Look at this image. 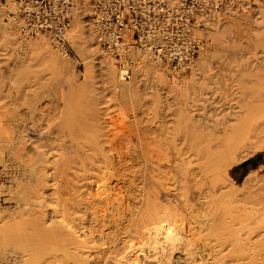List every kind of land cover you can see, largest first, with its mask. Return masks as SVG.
Here are the masks:
<instances>
[{"label": "rangeland", "instance_id": "1", "mask_svg": "<svg viewBox=\"0 0 264 264\" xmlns=\"http://www.w3.org/2000/svg\"><path fill=\"white\" fill-rule=\"evenodd\" d=\"M236 14H246L247 17H239L236 20L233 19L232 24H235L227 25L230 29L227 30V33L224 32L225 36L223 35V37H226L224 41L228 44L232 43L231 45L234 49L232 51L233 53L227 51L224 57L228 62L234 65V68L241 65L247 67L249 64L251 68H254L260 63V57L264 58V7L260 8L257 12ZM224 17L228 19V16L225 15ZM78 23L84 26V32H86L85 23L80 21ZM234 26L235 28H233ZM90 34L92 35L91 32ZM17 38H19L21 42ZM86 38L88 40L85 41V45L88 47L90 57L86 60L82 59L79 51L74 48L81 62L78 63L76 58L65 57L60 51L56 50L45 35L25 37L12 27L4 24L0 15V240L8 247H13L12 255L14 257L19 259L26 258L24 259L26 262L22 264H52V260L53 262L55 261L54 259L51 260L53 254H49L51 256H48V259V257H45L42 253L46 250L50 251L48 250L49 245L56 242L61 244L63 243L62 240L66 242H69L67 240H73V236L69 237L70 234H68L67 226L68 228L70 226L73 231L77 230L78 232L76 231V233L82 236L80 240L83 242L79 245V250L75 249L81 252L79 255L74 249V251L71 250L74 255L70 253L73 256L69 254L66 256L67 253H65V256L70 259L69 262V259H66L68 262H66L67 264H73L76 261L77 263L74 264H132L131 262H133V264H163L164 261H166L164 258L168 259V257L164 256V252L162 251H166L168 248L166 252L169 254L171 253L172 261L175 260L173 257L177 256V254L182 255V253H186L182 256L187 258V262H191H189V264H264V224L260 223V214H258L260 213L259 210L264 211V149L249 156L239 164L233 165L229 169V178H214L212 175V177L210 175L209 177L207 176L211 179L199 177L197 186L199 191L195 188L194 192H188V197H192V194L195 192L197 194L200 192L199 194L202 196H209L208 201L204 203L195 201V203L193 200H190L191 202L186 201L187 205L185 204V207H183L184 204L181 205L182 203H178L180 201H178V197L176 198V193H178L177 195L183 197V200L185 199L184 194H181L184 193L183 190L176 189L175 186V189L172 188L173 184H176L171 177L175 174L177 175V173H175L173 167L167 164L169 163L167 161L175 156L173 155L175 147L172 148L174 149L173 152L170 147V150H168L166 144V142L169 143L172 141L173 143L171 142V144H173V146L177 145L179 143V138H181L177 135H182V127H184L181 121H179L180 113H178V110H180L182 104L178 100V90L174 89L170 91L163 86L158 88L154 82L144 80L145 77L143 76V79H140L142 78L140 77L139 80H136V74H134L135 68H133L135 63L131 65V78L126 81L121 80L118 75L117 60L114 54L108 52L99 44H95L97 41H95L93 35L90 38L86 36ZM40 41H42L52 53H56L60 56L61 63L65 67V70L61 71L57 69L54 70L52 67L49 68L47 60L44 59L46 55H44V57L36 55L35 52L41 49H36V47L32 49L29 43L38 44ZM210 43L212 44L211 36L208 37L206 50L208 46H211ZM95 45H99V47L95 48ZM21 47L23 50H21ZM32 50L33 53H30ZM21 51L27 52V55H21ZM43 51L45 52V50ZM40 53L39 51L38 54ZM137 54L142 55L141 53ZM227 55H229L228 58ZM146 57L152 64L158 63L148 55ZM128 59H130V57ZM103 60H108L115 64L116 85L118 84L117 97L112 96L108 85V78L99 70L98 65ZM253 60H255V63ZM87 62H91L95 65V71L90 77L86 76ZM160 66L165 71L164 73H166L165 76L167 80L172 83H176L177 81V83L184 82L194 76V74L198 80L212 77L214 74L212 71H205L199 69V67L196 68L195 64L190 71L183 75L172 77L162 64ZM241 72L242 71L238 72L236 80L245 85V91L249 94H255L256 90L257 93L259 92L258 95H260V74H258V71L254 69L242 72L243 74ZM252 78L253 80H251ZM248 79L250 81H248ZM74 80H76V84H74ZM120 83H125L130 87L133 86V88L138 91L141 96V101H139L137 105L133 103L132 99L131 101L129 98H123V96H121L122 85ZM246 83L249 84L247 85ZM191 92H194L193 88ZM257 93L255 95H257ZM168 97H171L170 106L167 104ZM36 105L38 109L35 111V114H31L38 118V113L44 109V113L42 112L43 116L41 115L42 113L40 114L42 118L39 117V120L35 119V123L34 121H30L34 120L32 119L33 117H29L28 121H26L27 123L24 122V116ZM93 113L94 115L98 114V117L93 116ZM163 113L170 114L168 118H165V120L172 118L170 122H162ZM31 114H29V116ZM95 117L99 118L97 122ZM92 123L94 125H90ZM98 137L100 139H98ZM172 137L173 140L170 139ZM168 139L170 141H168ZM178 147L177 145V148ZM40 153L44 156V163L41 165L38 163L35 164L34 162L39 158ZM106 156L111 160L110 162L107 160ZM258 156L259 158L254 160L252 164L245 163L248 162V160L256 159ZM80 160H84L85 163L84 161L80 163ZM88 160L91 161L89 162ZM82 163L84 165H82ZM163 164H165V166H163ZM84 166H86V168ZM83 167L86 169L85 171ZM257 168L258 170L253 174V169ZM88 175L90 177L89 179H87ZM251 176H253L254 179H251V182L250 180L247 181ZM163 179L164 182L162 181ZM153 181L158 182L155 184ZM87 183L88 185H86ZM142 184L143 186L140 187L141 191L139 194H141V192L143 194L140 195L141 197H138V188ZM156 185L159 186L157 187ZM164 187L167 188L165 189ZM163 188L164 190H162ZM164 191L169 193L166 194ZM227 191L229 192L228 195ZM97 192H101L98 198L95 197L97 196ZM230 192L234 195L231 198L228 197L231 196L229 195ZM36 194H39L38 196L40 198L37 197ZM40 195H42V197ZM166 195L169 197L167 198ZM69 196L70 198H68ZM135 197H138V199ZM99 198L104 200H98ZM154 198L160 202L158 204L154 202L155 205L159 206L161 203V205H163L160 206V215L170 216L172 220H174H171L172 224H170V226H165L166 228L151 229L148 225L150 222L148 215L149 210H146L149 204L148 206L146 204L150 203ZM135 199L137 201H135ZM170 199L172 200L170 201ZM120 200H122V202ZM147 200L151 201L147 202ZM80 201H82L81 204ZM88 201H90L91 205L87 203ZM141 201H143L142 203L144 205L141 204ZM225 201L227 205H223ZM228 202L232 205H229L230 203ZM193 204L195 205L193 206ZM220 205L223 206L220 207ZM128 206H130L129 209L127 208ZM186 206H188V209ZM227 206L229 208H226ZM143 209H145L142 213L143 216L141 214L139 215V211L137 210L143 211ZM193 209L196 212L193 211ZM228 209L231 212L227 211ZM142 211H140V213ZM189 211L195 213L194 217L192 214L189 215V213H191ZM213 211V215H218L219 224L217 223L218 225L216 226L210 223L211 220L207 221L209 219L205 218L207 215L205 214L206 212L209 213L211 217L213 216L211 215ZM226 211L228 213H233L234 215L232 216L234 219L236 218L235 220L238 219L236 221L237 223L231 220V224L233 222L236 224L234 227H243L241 229H243L244 232L239 230V233L242 231L241 235L239 234L242 238L237 235V229L239 228L231 229L226 223V226L224 225L223 219L224 214L226 215ZM235 211L239 213L235 214ZM253 211L254 213L258 212L255 213L256 216L254 213L251 214ZM129 212L132 214H129ZM132 215L133 217L130 218ZM256 217L257 219H255ZM61 218L64 219L62 220ZM52 219L54 220V225L53 221H51ZM65 220L68 221L66 222ZM175 220H177L178 223ZM201 220H205L203 221L205 224L202 223ZM256 221H258L257 224ZM128 222L129 224H127ZM60 225H62V227ZM146 225L148 226L146 227ZM133 226L137 229L140 227V229H134ZM58 228L59 233H63L62 235L58 233ZM256 228L257 230L259 228L260 231H263L261 236L260 234L257 235L260 231L256 232ZM248 230L251 231L250 234ZM55 231H57L58 234H54L53 232ZM235 232L237 233L235 234ZM146 234L148 236H146ZM140 235L142 236L140 237ZM156 235H158V239H156L157 242L151 246ZM224 235H228L230 240L224 237ZM234 235L235 239L232 240ZM122 238H124V240ZM219 238L229 242L220 243L219 241H221V239L218 240ZM236 238H238V240ZM248 238L252 240H250L251 244L248 243L250 244L249 246H252L255 251L247 247L243 249V247L239 246L240 244L238 245L239 241L240 243L242 242L241 245H243V241H246ZM143 242L146 246L150 243L149 246L153 248L140 247L141 245L144 246ZM147 242L148 244H145ZM172 242L178 243L174 247L177 249L174 250V248H172V246H174L170 245ZM130 243L133 245L129 246L131 245ZM225 243L227 244L223 245L225 247L224 249L220 244ZM257 243L260 245H257ZM117 244L119 246H117ZM233 244H235L237 248L233 249ZM54 245L52 248H54ZM135 245H137V247H135ZM166 245L168 247H166ZM88 247H90L89 251H84L86 248L88 249ZM114 247L116 248L114 249ZM141 248H148V252H146L147 250L145 249L141 250ZM113 249L116 250L115 253ZM124 250L127 251L125 252ZM39 253L41 256L43 255L40 257L41 259L43 257L47 259L41 260L38 258ZM61 253L62 252H60V254ZM89 253L93 254L90 255ZM258 254H260V257ZM242 255L244 257H242ZM249 255L258 256L257 258H253ZM71 256L72 259L70 258ZM147 256L150 258L147 259ZM219 256H222V258ZM62 257H64V255ZM90 257L91 259H89ZM53 258L59 262V259L54 257V255ZM79 258L81 259V263H79ZM99 258L100 260H97ZM0 259L6 264H10L7 259L3 260L1 257ZM12 259L11 257L10 260ZM38 259L41 262L37 261ZM150 259H152V261ZM140 260H150L151 262H140ZM83 261L85 263H83ZM159 261L161 263H159ZM61 262L63 261H60L58 264H63ZM66 263L64 262V264ZM164 264L167 263L165 262Z\"/></svg>", "mask_w": 264, "mask_h": 264}, {"label": "bare ground", "instance_id": "2", "mask_svg": "<svg viewBox=\"0 0 264 264\" xmlns=\"http://www.w3.org/2000/svg\"><path fill=\"white\" fill-rule=\"evenodd\" d=\"M233 13V14H232ZM232 13H229L227 14L226 16H228V19L225 18V17H220V18H210L208 19L207 21V26H206V35L209 37L211 36L212 38V44L211 46H208L207 50L205 49V51H201L197 61H196V68L199 67V69H203L205 71H212L214 74L212 75V77H209V78H206V79H202V80H198V78L195 77V74L194 76H192L190 79L184 81V82H179V83H172L170 82L169 80H167L165 74L164 73L165 71L161 68V64L159 65V63H155V64H152L148 58L146 57V53H142V52H139V51H135V50H131L129 52H127V54L129 55L130 57V60L132 62V64L135 63L134 67L135 68V73L136 74V80H139L140 77H145L144 80H148V81H151V82H154V84L156 85V87L160 88V87H166L167 89H169L170 91H173L174 89L178 90V100L179 102L182 104L180 110H178V113L179 114V121H181V123L184 125V127H181L182 129V135H177L178 137H181L179 138V143L177 144L179 147L177 148V145H174L171 144L172 141H170L168 139V141H170L169 143L166 142L167 144V148L168 150L171 149V151H173L175 147V154L173 153V155H175L173 158H170V160H168L167 163L170 167H173V170L175 171V173H177V175H173V178L172 180L174 181V183L176 185L173 184V187L174 186L176 187V189H182L184 193H181V194H184V197L185 199L183 200L182 198L183 197H180V195H177L178 193H176V198L178 199V203H182L181 205L184 204L183 207H185V204L187 205L186 201L189 202L190 200H193V202L195 201H198V202H201V203H204V202H207L208 199H209V196H202L201 194H197L196 192L194 194H192L193 196L192 197H188V192H194V189L197 188L196 190L199 191L198 189V182H199V177H204L205 178H208L209 175L213 176L214 178H220V177H225V178H229V169L233 166V165H236V164H239L240 162L246 160L249 156H252L254 155L256 152L260 151L261 149H264V58L263 57H260V63L257 64H254V65H257L255 66L254 68H251L250 67V64L247 66V67H243L244 65H241V66H238L237 68H234V65L231 64L230 62H228L226 59H225V55L227 54V51H233L234 47H232V43H225L224 39H226V37H223V35L225 36L224 32L227 33V30L230 29L228 26L230 24H232L233 22V19L236 20L237 18H241V17H247L246 14H236V13H239V12H232ZM231 20V21H230ZM83 22L80 18H78L77 16L75 17L74 19V26L72 28V32H71V41H72V45L75 49H77V51H79V54L81 55L82 59L86 60L90 57V54H89V51H88V47L85 45V41H87L88 39L86 38L87 37H91L92 35L90 34V31H89V27H87L85 25V29H86V32H84V26L81 24V23H78V22ZM84 24V23H83ZM235 23H233L232 25H234ZM228 25V26H227ZM235 28V26L233 27ZM231 28V29H233ZM234 30V29H233ZM232 30V31H233ZM229 35V34H228ZM20 42L21 40L19 38H17ZM228 39V37H227ZM96 41V40H95ZM95 44H98V43H95ZM209 44V45H210ZM30 46H32V49H41L39 50L41 53L38 52H35L36 55H40L42 57L45 56L44 59L47 60V63L49 65V68H53L54 70L57 69V70H65V67L62 65L61 63V58L58 54L56 53H52V51H50V49L42 42L40 41L38 44L36 43H29ZM222 46V48H221ZM235 46V45H234ZM98 48L99 45H95V48ZM94 48V47H93ZM206 48V47H205ZM238 49V48H237ZM21 50L22 47H21ZM45 50V52L43 51ZM43 51V52H42ZM33 53V50L30 51V53ZM262 52V51H261ZM137 53H141L142 55H138ZM233 53V52H232ZM29 54V52H28ZM42 54V55H41ZM229 54V53H228ZM231 54V53H230ZM21 55H27V52L25 51H21ZM229 55H227V58H228ZM105 57V56H104ZM257 58V57H256ZM219 60V61H218ZM256 60V59H255ZM255 60L254 63H255ZM217 61V62H216ZM163 66V65H162ZM253 66V64H252ZM99 67V70L100 72L106 76L108 78V82H109V88L111 90V93H112V96H118V93H117V89H118V84L116 85V79H115V74H116V68H115V64L113 62H110L108 60H103L102 62H100V64L98 65ZM256 69L258 71V74H260V95H258L257 91L255 90V92L257 93V95L255 94H249L245 88V85H243L241 82H239L237 79V75H238V72L242 71V72H245V71H248V70H254ZM87 72H86V76L87 77H90L94 71H95V65L92 64L91 62H87ZM241 72V73H242ZM243 74V73H242ZM252 75V74H251ZM250 75V76H251ZM242 76V75H241ZM244 76V75H243ZM140 78V79H143ZM135 79V78H134ZM257 79V78H256ZM253 80V78L251 79ZM169 81V82H168ZM248 81H250L248 79ZM258 81V79H257ZM256 81V82H257ZM247 82V81H246ZM74 84H76V80H74ZM121 84V83H120ZM247 84V83H246ZM249 84V83H248ZM247 84V85H248ZM122 91H121V96H123V98H129L130 100L132 99L133 100V103L137 105V103L139 101H141V96L140 94L138 93V91L133 88V86H128L127 84L125 83H122ZM258 86V85H257ZM256 86V88H257ZM195 87V88H194ZM137 88V87H136ZM192 88L194 89V92L192 93L191 90ZM259 90V89H257ZM121 98V99H123ZM92 99V98H91ZM116 99V98H115ZM131 100V101H132ZM170 103H171V97H168L167 98V104L170 106ZM95 105V104H94ZM99 108V106H98ZM38 109V106H34L30 109L29 113L27 115L24 116V122L28 121L29 117H33L32 119L34 120H30L31 122L34 121L36 123V120L35 119H38L40 117V114L43 112L44 109H40L39 111V117L37 118L35 115L33 116V114H35V111ZM101 109V108H100ZM97 112V111H96ZM33 113V114H31ZM44 113V112H43ZM43 113L41 114L43 116ZM29 114H31L29 116ZM97 114V113H96ZM98 115V114H97ZM97 115H94L93 113V116H97ZM170 114L168 113H163L162 114V122L165 121V123H168L171 121V119H167L165 120V118L169 117ZM89 116V114H88ZM92 116V117H93ZM36 117V118H35ZM91 117V116H90ZM98 117V116H97ZM171 117V116H170ZM42 118V117H40ZM96 118V117H95ZM92 118L94 120H96V122L98 121L99 118ZM27 119V120H26ZM39 120V119H38ZM93 120V122H94ZM33 122V124H34ZM73 122V121H71ZM100 122V121H99ZM27 123V122H26ZM89 123V122H87ZM164 123V124H165ZM163 124V125H164ZM36 125V124H35ZM90 125H94L93 123L90 124ZM96 125V124H95ZM100 125V124H99ZM92 127V126H91ZM162 128V127H161ZM72 129V127H71ZM75 129V127H74ZM98 129V128H97ZM163 129V128H162ZM180 129V130H181ZM165 130V129H164ZM139 131V130H138ZM102 132V130H101ZM144 132V131H143ZM181 132V131H179ZM99 133V132H97ZM96 134V133H95ZM100 135V134H99ZM166 135V134H165ZM170 135V134H168ZM156 136V135H155ZM167 137V136H165ZM176 137V136H175ZM24 138V137H23ZM98 139H100L98 137ZM171 140H173V137L170 138ZM175 140V139H174ZM98 141V140H96ZM166 141V139H165ZM164 143V142H163ZM173 143V142H172ZM100 147V146H99ZM170 147V149H169ZM177 149V151H176ZM87 151V150H86ZM140 151V150H139ZM170 151V152H171ZM97 152V151H96ZM104 153V152H102ZM100 153V154H102ZM170 153V154H172ZM148 154V153H147ZM99 155V154H98ZM46 156V155H45ZM121 156V155H120ZM88 157V156H87ZM90 157V156H89ZM104 157V156H103ZM152 157V156H151ZM44 156L43 154L40 153L39 155V158L34 162L35 164H43L44 163ZM107 158V156H106ZM71 159V158H70ZM78 159V158H76ZM83 159V158H81ZM91 159V158H90ZM95 159V158H94ZM153 159V158H152ZM93 160V159H92ZM107 160L110 162L111 160L107 158ZM81 161H84V160H80V163ZM89 161V160H88ZM91 161V160H90ZM89 161V162H90ZM99 161V160H97ZM149 161V160H148ZM74 162V161H73ZM107 162V161H106ZM127 162V161H125ZM159 162V161H158ZM85 163V161H84ZM103 163V162H102ZM154 163V162H153ZM79 164V163H78ZM94 164V163H92ZM148 164V163H147ZM157 164V163H156ZM161 164V163H160ZM166 164V165H167ZM75 165V164H74ZM82 165H84L82 163ZM115 165V164H114ZM35 166V165H34ZM98 166V165H97ZM96 166V167H97ZM126 166V165H125ZM163 166H165V164H163ZM86 168V166H84ZM83 167L84 171L86 170L85 168ZM116 167V166H115ZM40 168V167H39ZM38 168V169H39ZM89 168V167H88ZM139 168V167H138ZM42 169V168H41ZM98 169V168H97ZM111 169V168H110ZM260 169V168H259ZM34 170V169H33ZM106 170V169H105ZM258 170L257 169H253L254 172H252L253 174ZM78 171V170H77ZM108 171V170H107ZM115 171V170H114ZM67 172V171H66ZM79 172V171H78ZM124 172V171H123ZM147 172V171H146ZM103 173V172H102ZM122 173V172H121ZM110 174V173H109ZM113 174V173H112ZM143 174V173H142ZM99 175V174H98ZM146 175V174H145ZM157 175V174H156ZM222 175V176H221ZM70 176V175H69ZM100 176V175H99ZM147 176V175H146ZM165 176V175H164ZM175 176V177H174ZM208 176V177H207ZM211 176V177H212ZM84 177V176H83ZM89 179V175L87 176ZM102 177V176H100ZM248 177V176H246ZM50 178V177H49ZM72 178V177H71ZM116 178V177H115ZM156 178V177H155ZM86 179V177H85ZM208 179H211V178H208ZM251 179H254L253 176L249 177V179H247V181L250 180L251 182ZM117 180V179H116ZM156 180H159V179H156ZM215 180V179H213ZM256 180V179H255ZM62 181V180H60ZM69 181V180H68ZM67 181V182H68ZM122 181V180H121ZM137 181V180H135ZM164 182V179L162 180ZM161 181V182H162ZM206 181V180H205ZM218 181V180H217ZM246 181V180H245ZM243 181V182H245ZM154 182V181H153ZM152 182V183H153ZM158 181L154 182L155 184L157 183ZM54 183V182H53ZM61 183V182H60ZM72 183V182H71ZM74 183V181H73ZM72 183V184H73ZM92 183V182H90ZM165 183H166V180H165ZM172 183V182H171ZM248 183V182H247ZM56 184V183H55ZM160 184V183H159ZM162 184V183H161ZM217 184V183H216ZM221 184V183H220ZM246 184V183H245ZM49 185V184H48ZM52 185V184H51ZM65 185V184H64ZM68 185V184H66ZM88 185V183L86 184ZM126 185V184H124ZM139 185V184H138ZM106 186V185H105ZM141 186H139L138 188V197L143 194L140 191H141ZM157 187L159 185H156ZM160 186H163V185H160ZM215 186V185H214ZM90 187V185H89ZM117 187V186H116ZM213 187V186H212ZM47 188V186H46ZM45 188V189H46ZM143 188V187H142ZM165 189L167 187H164ZM164 188L162 190H164ZM91 189V188H90ZM106 189V188H105ZM122 189V188H120ZM137 189V188H135ZM161 189V188H160ZM171 189V188H170ZM175 189V188H174ZM208 189V188H207ZM65 190V189H64ZM134 190V189H133ZM146 190V189H145ZM215 190V189H213ZM66 191V190H65ZM98 191V190H96ZM100 191V190H99ZM107 191V190H105ZM127 191V190H126ZM167 191V190H166ZM180 191V190H179ZM87 192H88V189H87ZM102 192V191H101ZM101 192H97V196H95L96 198H98L100 195ZM131 192V191H130ZM165 192V191H164ZM54 193V192H53ZM64 193V192H63ZM90 193H93V192H90ZM117 193V192H116ZM126 193V192H125ZM166 193V192H165ZM169 192H167L166 194H168ZM228 191H227V195H228ZM40 194V193H39ZM39 194H36L37 197H39L38 195ZM111 194V193H110ZM132 194V193H131ZM180 194V193H179ZM35 195V196H36ZM102 195V194H101ZM156 195V194H155ZM214 195V194H213ZM231 196H228V197H233L234 195L230 194ZM248 195V194H247ZM42 197V195H40ZM46 196V195H45ZM67 196V194H66ZM91 196V195H90ZM94 196V195H93ZM126 196V195H125ZM150 196V195H149ZM152 196V195H151ZM183 196V195H182ZM246 196V195H245ZM52 197V196H51ZM138 197H135L136 199H138ZM141 197V196H140ZM143 197V195H142ZM154 197V196H153ZM166 197L168 198L169 196L166 195ZM36 198V197H35ZM34 198V199H35ZM40 198V197H39ZM38 198V199H39ZM66 198V197H65ZM64 198V199H65ZM70 198V196L68 197ZM95 198V199H96ZM103 198V196H102ZM102 198H99L98 200H104ZM150 198V197H148ZM156 198V197H155ZM154 198V200H150L152 203L154 202H158V200H156ZM166 198V199H167ZM238 198V197H237ZM29 199V198H27ZM78 199V198H76ZM120 199V198H119ZM132 199V198H131ZM135 199V201H137ZM141 199V198H140ZM222 199V198H221ZM37 200V199H36ZM41 200V199H40ZM82 200V199H80ZM97 200V199H96ZM123 200V199H122ZM122 200H120L122 202ZM143 200V199H142ZM172 199H170L171 201ZM227 200V199H226ZM84 201V200H83ZM110 201V199H109ZM149 200H147V202H150ZM169 201V199H168ZM214 201V200H213ZM229 201V200H227ZM24 202V201H23ZM71 202V201H70ZM143 201H141V204ZM146 202V203H147ZM147 203L146 205L149 206L147 207V210L148 211V215H149V227L151 229H157V228H166L165 226H170L171 223V220H172V217L170 216H165V215H160L161 213V210H160V206H163L161 204L158 205H155L152 204V203ZM191 202V201H190ZM197 202V203H198ZM46 203V202H45ZM64 203V202H63ZM68 203V202H67ZM82 203V201H80V204ZM84 203V202H83ZM88 204L91 205L90 201L87 202ZM116 203V202H115ZM136 203V202H135ZM196 203V202H195ZM226 203V201L224 202ZM223 205H227L224 204ZM230 203V202H228ZM29 204V203H28ZM79 204V205H80ZM112 204V203H111ZM122 204V203H121ZM124 204V202H123ZM55 205V204H54ZM66 205V204H65ZM86 205V204H85ZM84 205V206H85ZM130 205V204H128ZM144 205V204H143ZM195 204H193L194 206ZM204 205V204H203ZM223 205H220L223 206ZM229 205H232L231 203ZM89 206V205H87ZM86 206V207H87ZM100 206V205H99ZM104 206V205H103ZM111 206V205H110ZM153 206V207H152ZM64 207V206H63ZM73 207V206H72ZM130 206H128L127 208L129 209ZM140 207V206H139ZM150 207V208H149ZM188 206H186L187 208ZM191 207V205H190ZM197 207V206H196ZM219 207V206H217ZM232 207V206H231ZM234 207V206H233ZM264 207V206H263ZM65 208V207H64ZM103 208V207H102ZM132 208V207H131ZM152 208V210H151ZM226 208H229L228 206ZM241 208V207H240ZM57 209V208H56ZM74 209V208H73ZM89 209V208H88ZM108 209V208H107ZM117 209V208H116ZM125 209V208H124ZM123 209V210H124ZM127 209V210H128ZM138 209V207H137ZM188 209V208H187ZM192 209V208H190ZM195 209V207H194ZM193 209V211H195ZM224 209V207H223ZM231 209V208H230ZM261 209V208H260ZM35 210V209H34ZM58 210V209H57ZM87 210V209H86ZM132 210V209H131ZM145 209L142 210H137L139 211V215L141 214L143 216V212H144ZM151 210V211H150ZM203 210V209H202ZM212 210V209H211ZM247 210V209H246ZM56 211V210H55ZM61 211V210H60ZM65 211V210H64ZM135 211V210H134ZM140 211H142L140 213ZM227 211H230L229 209ZM225 212L226 215L224 214V225L225 223L227 224V226L231 227V229L233 228H239L237 229L238 231V234L237 235H241L243 229V227H234L236 224H234L237 220H235L233 218L232 215H234L233 213H228V212ZM233 211V210H232ZM258 211V210H257ZM260 213L258 212H255V213H258L260 214V223L261 224H264V211L262 210H259ZM191 212V211H189ZM196 212V211H195ZM211 212V211H210ZM231 212V211H230ZM236 212V211H235ZM56 213V212H55ZM59 213V211H58ZM119 213V212H118ZM131 212H129L130 214ZM135 213V212H133ZM214 211L211 213V215H213ZM223 213V212H222ZM239 213V212H238ZM237 212L235 214H238ZM253 212H251V214H253ZM254 213V215L256 216V214ZM57 214V213H56ZM96 214V213H95ZM102 214V213H101ZM132 214V213H131ZM192 214V216L194 217L195 213L191 212L189 213V215ZM207 214L205 218L209 219L207 221H210V223L213 225V226H216L219 224L218 222V215H213L210 217L209 213H205ZM134 215V214H133ZM130 216V218L133 217ZM197 215V214H196ZM55 216V215H54ZM205 216V215H204ZM231 216H232V219H231ZM241 216V215H240ZM63 217V216H62ZM98 217V216H97ZM119 217V216H118ZM124 217V216H123ZM138 217V216H137ZM197 217V216H195ZM250 217V216H249ZM107 218V217H106ZM191 218V217H190ZM201 218V217H200ZM62 219V218H61ZM64 219V218H63ZM62 219V220H63ZM145 219V218H144ZM194 219V218H193ZM202 219V218H201ZM257 219V217L255 218ZM74 220V219H73ZM206 220V219H205ZM205 220H201L202 223L205 224ZM231 220L232 221H235L231 224ZM51 221H53V225H54V220L52 219ZM60 221V220H58ZM66 222L68 220H65ZM132 221V220H131ZM174 221V220H172ZM177 222V220H175ZM40 222V221H39ZM108 222V221H107ZM138 222V221H137ZM175 222V223H176ZM191 222V221H190ZM258 221H256V224H257ZM51 223V222H50ZM60 223V222H59ZM70 223V222H69ZM117 223V222H116ZM120 223V222H119ZM178 223V222H177ZM206 223H209V222H206ZM218 223V224H217ZM237 223V222H236ZM41 224V223H40ZM64 224V223H63ZM67 224V223H66ZM73 224V223H71ZM106 224V223H105ZM129 224V222L127 223ZM136 224V222H135ZM174 224V222H173ZM246 224V223H245ZM259 224V225H261ZM65 225V224H64ZM68 225V224H67ZM146 225V227L148 226ZM45 226V224H44ZM62 227V225H60ZM72 226V225H71ZM75 226V225H73ZM140 226V225H138ZM172 226V225H171ZM177 226V225H176ZM211 226V227H213ZM226 226V225H225ZM59 227V226H58ZM64 227V226H63ZM86 227V226H85ZM97 227V226H96ZM134 229H137L135 228V226H133ZM145 227V226H144ZM258 227V226H257ZM260 227V226H259ZM68 230V234H70L69 237L73 236V240L71 239L70 240H67L69 242H66L65 240H62L63 243L59 244L58 242L52 244V245H49L48 247V250L50 251H43V255L46 257L48 256H51L49 254H53L54 257H56L57 259H59V262L58 260H56L55 258H53V255L51 257V260L54 259L55 261L54 262H58L60 263V261H63L61 263L64 264V262L66 263L67 260L66 259H69L68 257V254L69 255H72V251H74L75 249H78L79 248V245H81L83 242H81V237L82 236H79L80 234H77L76 231H73V229L69 226L66 227ZM72 230H71V229ZM75 228V227H73ZM82 228V227H81ZM108 228V227H106ZM247 228V227H246ZM78 229V228H77ZM127 229V228H126ZM140 229V227H139ZM137 229V230H139ZM177 229V228H176ZM75 230V229H74ZM83 230V229H82ZM88 230V229H87ZM90 230V229H89ZM136 230V231H137ZM148 230V229H147ZM166 230V229H165ZM173 230V229H172ZM217 230V229H216ZM228 230V229H227ZM239 230H242L241 233H239ZM254 230V229H253ZM252 230V231H253ZM256 232L257 231H260L259 228L257 230V228L255 229ZM84 231V230H83ZM99 231V230H98ZM125 231V230H124ZM127 231V230H126ZM130 231V230H129ZM128 231V232H129ZM169 231V230H168ZM174 231V230H173ZM215 231V230H214ZM236 231V230H235ZM249 231V234H250V230ZM247 231V232H248ZM62 232V231H61ZM78 232V231H77ZM110 232V231H109ZM146 232V231H145ZM144 232V233H145ZM225 232H228V231H225ZM224 232V233H225ZM232 232V231H231ZM244 232V231H243ZM246 232V233H247ZM54 234H58L59 233V228H58V233L57 231L53 232ZM80 233V232H79ZM86 233V232H84ZM120 233V232H118ZM122 233V232H121ZM141 233V232H139ZM237 232H235L236 234ZM255 233V232H254ZM263 233V231H260V233H257V235ZM60 235H62L61 233H59ZM67 234V233H66ZM87 234V233H86ZM115 234V233H114ZM132 234V233H130ZM148 234V233H147ZM146 234V236H148ZM153 234V232H152ZM162 234V233H161ZM165 234V233H164ZM222 234V233H220ZM231 234V233H230ZM256 234V233H255ZM128 235V234H127ZM155 235V234H154ZM153 235V236H154ZM160 235V234H159ZM163 235V234H162ZM233 235V234H232ZM239 235L240 238H242L241 236ZM122 236V235H121ZM139 236V235H138ZM142 235H140L141 237ZM151 236V235H150ZM215 236V235H214ZM221 236V235H220ZM246 236V235H245ZM53 237V236H52ZM67 237V236H65ZM86 237V236H84ZM101 237V236H100ZM113 237V236H112ZM116 237V235H115ZM135 237V236H134ZM163 237V236H162ZM173 237V236H171ZM170 237V238H171ZM219 237V236H218ZM224 237H227L228 240H230L228 238V235H224ZM230 237V236H229ZM235 239V235L233 236ZM248 237V236H247ZM251 237V236H250ZM60 238V237H59ZM62 238V236H61ZM79 238V239H78ZM105 238V237H104ZM102 238V239H104ZM109 238V237H108ZM144 238V237H142ZM154 238V237H152ZM177 238V237H176ZM256 238V237H255ZM70 239V238H69ZM107 239V237H106ZM114 239V238H113ZM112 239V240H113ZM124 240V238H122ZM147 239V238H146ZM145 239V240H146ZM151 239V238H150ZM158 239V235H156L155 239L152 241V245L156 242ZM173 239V238H172ZM221 238H219L218 240H220ZM238 240V238H236ZM254 239V238H253ZM111 240V241H112ZM136 240V239H135ZM139 240V239H138ZM144 240V241H145ZM171 240V239H170ZM181 240V239H179ZM244 240V239H243ZM249 240V241H247ZM250 240L251 239H246V241H243V245L242 242L238 243V245L240 247H243L244 248H252L253 250V247L249 246L251 243H250ZM105 241V240H104ZM103 241V242H104ZM117 241V240H116ZM142 241V240H141ZM222 241V242H221ZM221 241H219L220 243H224L226 242L227 240H223L221 239ZM252 241V240H251ZM85 242V241H84ZM100 242V241H99ZM108 242V241H107ZM114 242V241H113ZM120 242V241H119ZM176 242V241H175ZM229 242V241H227ZM58 243V244H57ZM106 243V242H105ZM112 243V242H111ZM110 243V244H111ZM124 243H127V242H124ZM181 243V242H180ZM214 243V242H213ZM231 243V242H230ZM250 243V244H248ZM256 243V242H255ZM108 244V243H106ZM116 244V242H115ZM131 245L129 246H132L133 244L130 243ZM145 244H148L145 243ZM150 244V243H149ZM146 246L144 245V242H143V245L144 246H140V247H151V246ZM178 244V243H177ZM176 243H170V245H174L172 246V248H174L176 245ZM227 243L225 244H220V246H222L224 249L225 247L223 245H226ZM236 244V243H235ZM234 245L233 249L237 248L236 245ZM54 245V248H52V246ZM72 245V246H71ZM138 245V244H137ZM137 245H135V247H137ZM247 245V246H245ZM257 245H260L257 243ZM94 246V245H92ZM117 246H119L117 244ZM121 246V245H120ZM180 246V245H179ZM178 246V247H179ZM182 246V245H181ZM215 246V245H214ZM228 246V245H227ZM86 247V246H84ZM122 247V246H121ZM121 247H118V248H121ZM124 248H126L125 246H123ZM139 247V246H138ZM157 247V246H156ZM166 247H168L166 245ZM221 247V248H222ZM260 247V246H258ZM13 247H8L4 242H2V240H0V257L3 259V260H6L10 263V264H22L23 262H26V258H17V257H14L12 254H13V250H12ZM89 248L88 249L86 248V250L84 251H89ZM102 248V247H101ZM116 247H114L115 249ZM131 248V247H130ZM153 248V247H151ZM171 248V250H172ZM183 249H185L184 247H182ZM220 248V247H219ZM230 248V247H229ZM256 248V247H255ZM74 249V250H73ZM85 249V248H84ZM93 249V248H92ZM91 249V250H92ZM111 249V248H110ZM113 249V252L115 253L116 250ZM145 250H147L146 252H148V248H144ZM141 248V250H144ZM150 249V248H149ZM156 249V248H155ZM169 249V248H168ZM167 249V250H168ZM177 249V248H174V250ZM181 249V248H180ZM12 250V251H11ZM72 250V251H71ZM79 250V249H78ZM90 250V251H91ZM152 250V249H151ZM166 250V251H167ZM219 250V249H218ZM240 250V249H239ZM125 251V250H124ZM127 251V250H126ZM125 251V252H126ZM154 251V250H153ZM166 251H162L164 252L163 255L168 257V259H165L166 261H164V263L166 262L167 264H189V262H187V258L182 256L186 253H182V255H178L173 257V259L175 258L174 261H172V257H171V253L169 254L168 252ZM181 251V250H180ZM217 251V250H216ZM235 251V250H234ZM242 251V250H241ZM248 251V250H247ZM251 251V250H249ZM255 251V250H253ZM11 252V253H10ZM48 252V253H47ZM51 252V253H50ZM60 252H62L60 254ZM75 252H78L75 250ZM122 252V251H121ZM171 252V251H170ZM174 252V251H173ZM179 252V251H178ZM183 252V251H182ZM221 252V251H219ZM233 252V251H232ZM65 253H67V255L65 256ZM72 253V254H70ZM79 253L81 252H78V255ZM117 253V252H116ZM123 253V252H122ZM139 253V252H138ZM137 253V254H138ZM234 253V252H233ZM237 253V251H236ZM244 254V252H242ZM251 253V252H249ZM46 254V255H45ZM90 254V253H89ZM93 254V253H91ZM90 254V255H91ZM95 254V253H94ZM174 254V253H173ZM238 254V253H237ZM236 254V255H237ZM15 255V254H14ZM42 255V256H43ZM64 255V257H62ZM74 255V254H73ZM72 255V256H73ZM77 255V256H78ZM82 255V254H81ZM80 255V256H81ZM100 255V254H99ZM117 255V254H116ZM122 255V254H121ZM140 255V254H139ZM142 255H143V252H142ZM146 255V254H145ZM144 255V256H145ZM176 255V254H175ZM192 255V254H191ZM221 255V254H220ZM239 255V254H238ZM246 255V254H244ZM255 255V254H253ZM259 257H260V254H258ZM252 256V255H249V256H252L253 258L257 256ZM40 255V253L38 254V258L42 257ZM61 256V257H60ZM72 256L70 257L72 259ZM83 256V255H82ZM119 256V255H118ZM141 256V255H140ZM214 256V254H213ZM225 256V255H224ZM247 256V255H246ZM13 258L12 260H10V258ZM43 257L42 259H47ZM79 257V256H78ZM93 257V256H92ZM107 257V256H106ZM138 257V256H137ZM143 257V256H142ZM148 257V256H147ZM161 257V256H160ZM163 257V256H162ZM220 258H222V256H219ZM242 257H244L242 255ZM248 257V256H247ZM82 258V257H81ZM97 258V257H96ZM139 258V257H138ZM141 258V257H140ZM150 257H148L147 259H149ZM216 258V257H215ZM230 258V257H229ZM239 258V257H238ZM252 258V259H253ZM255 258V259H256ZM41 259V258H40ZM41 259V260H42ZM49 259V257H48ZM62 259V260H61ZM65 259V260H63ZM80 259V258H79ZM91 259V257L89 258ZM127 259V258H126ZM146 259V258H145ZM218 259V258H217ZM10 260V261H9ZM74 261H76L75 259H73ZM84 260V258H83ZM95 260V259H94ZM97 260H100L97 259ZM108 260V259H107ZM109 260H112V259H109ZM121 260H124V259H121ZM152 261V259H150ZM150 260H142V261H147L146 263H149L151 262ZM190 260V259H189ZM226 260V258H225ZM39 261V259L37 260ZM70 261V259L68 260V262ZM85 261V260H84ZM83 261V263H85ZM104 261V260H103ZM117 261V260H115ZM119 261V260H118ZM132 261V260H131ZM135 261V260H134ZM140 260V262H142ZM162 261V262H163ZM240 261V260H238ZM248 261V260H247ZM256 261V260H255ZM41 262V261H39ZM45 262V261H44ZM47 262V261H46ZM53 260H52V264H58V263H54ZM67 262V263H68ZM112 262V261H111ZM121 262V261H120ZM125 262V261H124ZM230 262V261H229ZM43 263V262H42ZM66 263V264H67ZM74 263H77L74 262ZM73 263V264H74ZM81 263V259H80V262ZM95 263V262H94ZM115 263V262H114ZM119 263V262H117ZM133 264V262H131ZM134 263H137V262H134ZM159 263H161L159 261ZM163 263V264H164ZM191 263V262H190ZM215 263V262H214ZM257 263V262H256ZM71 264V263H69ZM105 264V263H104ZM108 264V263H106ZM123 264V263H122ZM143 264V263H142ZM151 264V263H150ZM203 264V263H202ZM221 264V263H220ZM233 264V263H232ZM239 264H242V263H239ZM250 264H254V263H250Z\"/></svg>", "mask_w": 264, "mask_h": 264}, {"label": "built area", "instance_id": "3", "mask_svg": "<svg viewBox=\"0 0 264 264\" xmlns=\"http://www.w3.org/2000/svg\"><path fill=\"white\" fill-rule=\"evenodd\" d=\"M262 7L264 0H0V15L23 36L45 35L56 50L81 63L71 41L77 16L114 54L119 78L126 81L132 76L127 52H144L179 77L205 49L208 19Z\"/></svg>", "mask_w": 264, "mask_h": 264}, {"label": "trees", "instance_id": "4", "mask_svg": "<svg viewBox=\"0 0 264 264\" xmlns=\"http://www.w3.org/2000/svg\"><path fill=\"white\" fill-rule=\"evenodd\" d=\"M259 158V156L256 158V159H251V160H248V162H245V163H253L254 162V160H257Z\"/></svg>", "mask_w": 264, "mask_h": 264}]
</instances>
